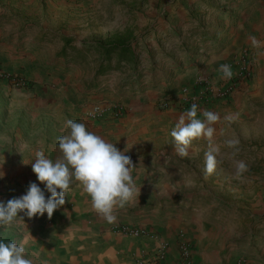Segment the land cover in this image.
Wrapping results in <instances>:
<instances>
[{
  "label": "crops",
  "instance_id": "0c3cea01",
  "mask_svg": "<svg viewBox=\"0 0 264 264\" xmlns=\"http://www.w3.org/2000/svg\"><path fill=\"white\" fill-rule=\"evenodd\" d=\"M80 16H87V13ZM246 28L249 30H232L225 39L219 35V41H225L220 44L216 55L202 68V73L218 77L220 66L234 57L238 47L250 41L252 30L247 25ZM132 37L131 33L127 44L135 54ZM60 40L58 52L54 45L46 43L41 46V51L45 54L50 50L59 56L57 72L60 74L53 81V89L45 87L40 91L43 93L35 97H21L13 91L11 98L0 101V172L13 185L7 195L0 197L1 202L6 203L26 194V185L31 181L45 191L47 198L50 196L45 185L37 180L31 163L38 150H43L53 160L61 155L58 138L69 132L66 125L68 120L84 123L89 131L116 144L119 150H127L126 155L131 157L134 167L131 174L140 194L124 208H118L115 213L116 221L108 223L92 208L90 196L74 180L65 196V204L54 212L51 219L47 213L32 219L19 213L20 217L10 227H0L4 232L0 231V240L18 245L23 243L26 258L32 259L33 264H185L182 262L181 245L188 248L189 264H264L262 243L249 239L245 246H239L240 244L230 242L226 253L225 242H221L219 238L220 230H215L213 225L207 223L202 218L201 211L189 208L188 202H183L185 196H181V189L177 187L185 184V179L190 175L203 174L200 167H186L179 156L173 159L171 156L165 157L166 150H154L148 144L149 136L155 137L162 133L163 127L165 132L166 128L172 126L173 117L176 116L177 120L174 121L178 122L179 116L185 113L178 106L179 91L183 85L193 82L198 70L195 68L185 71L175 79L176 83L163 82L145 87L142 84L144 82L135 75L127 76L134 67L120 62V72L97 77L91 84L85 79H78L88 89L99 91L97 95L70 98L65 85L72 80L74 82L76 78L65 71L70 70V66L75 68L80 62L76 57L70 56L71 51L88 56L86 52L94 50L90 46L100 41L82 42L79 38L74 41L68 35H60ZM96 52L100 53L98 50ZM12 53L13 51L3 53L5 65L11 70L20 71V67H27L25 62L30 66L41 65L43 62L35 58L20 62L18 56ZM37 54L40 53H33L34 56ZM66 55L73 60L69 62L70 58H63ZM99 64L100 62L98 66ZM263 65L264 61L261 66ZM257 71L259 72V68L255 70L254 76H257ZM109 77L112 79L109 80ZM45 84L51 86L49 82ZM47 88L50 91H45ZM164 96L168 97L170 104L174 103V109L177 107L181 111L175 109L174 114L159 112L156 104ZM235 99L239 100L235 96L228 103L207 105L197 112V116L204 119L203 110L222 115V109ZM86 101L107 106L119 105L123 107V113L114 118L110 111L104 119L92 120L85 116V110L91 105L86 107ZM242 118L245 116L239 119ZM16 185H19L18 188ZM15 188L22 191L18 192ZM171 198L178 202H170V206H165L164 200ZM153 199L159 202L153 206L148 205L147 200ZM121 224L141 229L149 236L132 238L116 233L114 227ZM163 247L165 251L162 255Z\"/></svg>",
  "mask_w": 264,
  "mask_h": 264
},
{
  "label": "rangeland",
  "instance_id": "374dc122",
  "mask_svg": "<svg viewBox=\"0 0 264 264\" xmlns=\"http://www.w3.org/2000/svg\"><path fill=\"white\" fill-rule=\"evenodd\" d=\"M83 13L87 16H80ZM246 25L258 43L254 44L250 38L226 62L236 63L244 57L250 64L251 78L226 101H232L235 96L239 98L222 109L220 121L213 125L216 128L213 142L220 146L222 154L218 157L220 163L216 171L213 174L205 172L206 139L194 141L192 148L199 149L198 153L190 149L188 157L176 154L171 136L177 124L176 116L165 132L163 127L162 133L149 136L148 144L154 150H166L165 157L179 156L186 167H200L203 174L190 175L177 189H181V196H185L183 202H188L189 208L201 211L202 218L215 230H220L219 238L225 242L226 253L230 242L245 246L250 239L264 246V65L261 66L264 61V0H0V101L11 98L13 91L21 97H35L45 87L53 89V81L60 74L57 72L59 56L50 50L45 54L41 46L54 45L58 52L60 35H68L74 41L79 38L82 42H103L116 34L130 38L132 33L137 63H129L134 68L127 76L133 74L149 87L163 82L176 83L175 79L187 70L196 68L198 74L202 73V68L216 55L225 37H229L232 30H249ZM219 35L224 39L219 41ZM5 51H13L20 62L31 58L43 62L37 66L25 62L27 67L11 70L5 65ZM96 51H87L88 56L71 51L70 56L80 62L75 68L70 66V70L64 67L66 73L76 78L65 85L70 98L79 95L89 98L99 92L88 89L78 79L91 84L97 77L120 72L115 68L97 76L103 54ZM34 52L40 54L34 56ZM72 60L70 58L69 62ZM115 64L113 61L112 65ZM258 68V74L254 76ZM47 82L52 87L45 84ZM186 86L189 85H183L180 91ZM167 99L164 96L156 104L159 112L174 114L175 109L181 111L177 107L174 109V103L170 104ZM85 103L86 107L91 104ZM227 115L233 117L231 122L224 119ZM242 116L245 118L239 119ZM231 139L239 140L238 152L226 146V141ZM238 160L247 165V170L239 175L235 169ZM8 180L4 176L0 179V197L7 195L13 187ZM176 200H164L165 206L178 202ZM158 202L157 199L147 200L150 206Z\"/></svg>",
  "mask_w": 264,
  "mask_h": 264
},
{
  "label": "clouds",
  "instance_id": "9594fccd",
  "mask_svg": "<svg viewBox=\"0 0 264 264\" xmlns=\"http://www.w3.org/2000/svg\"><path fill=\"white\" fill-rule=\"evenodd\" d=\"M257 44L255 37H251ZM219 71L224 79L233 76L231 66L223 64ZM198 108L192 104L191 109L179 116L178 122L171 131L174 151L181 157H188L189 150L198 153L199 149L192 148L194 141L206 139L207 150L204 153L205 172L213 174L222 157L221 148L213 142L216 128L213 126L220 121L218 113L203 110L200 119L197 116ZM225 120L231 122L233 117L227 115ZM69 132L58 138V149L61 153L55 160L45 155L43 150L35 153V160L31 163L37 180L45 185L50 196L46 199L37 183H30L26 194L0 202V227H10L19 213H24L29 219L43 216L47 213L49 219L54 212L65 204V196L75 180L83 191L91 198V206L97 214L108 223L116 221V210L124 208L133 202L140 194L132 177L131 157L126 155L127 150H119L116 144L107 142L101 136L89 131L82 122L66 121ZM239 140L226 141V146L237 152ZM237 175L247 170L244 161L235 162ZM4 176L0 172V179ZM20 217V216H19ZM0 264H33V260L26 258L23 243H5L0 240Z\"/></svg>",
  "mask_w": 264,
  "mask_h": 264
},
{
  "label": "built area",
  "instance_id": "2783aa9c",
  "mask_svg": "<svg viewBox=\"0 0 264 264\" xmlns=\"http://www.w3.org/2000/svg\"><path fill=\"white\" fill-rule=\"evenodd\" d=\"M243 61H241V60ZM236 63L224 62L223 64H228L231 66L233 76L230 79H224L223 74L219 71L218 77L210 74H197L193 82L184 87L180 91L178 97V106L184 111H189L192 104H196L198 111L203 107L214 104L217 102H226L234 93L240 85H246L251 78L250 64L247 59L241 57ZM222 64V65H223ZM14 84H17L14 81ZM112 111L114 118L120 117L123 113V107L119 105H102L99 103L91 104L85 110V116L92 120H102L107 114ZM116 233L129 236L132 238H138L140 236H149L145 231L135 228L129 224H121L115 226L113 229ZM181 257L182 262L188 263V248L186 245H181ZM165 251L164 247L161 249V253Z\"/></svg>",
  "mask_w": 264,
  "mask_h": 264
},
{
  "label": "trees",
  "instance_id": "16d2710c",
  "mask_svg": "<svg viewBox=\"0 0 264 264\" xmlns=\"http://www.w3.org/2000/svg\"><path fill=\"white\" fill-rule=\"evenodd\" d=\"M130 38L120 37V35H114L111 39L103 42H96L91 45L94 49L98 50L103 54L96 75L100 76L106 74L108 71L115 68H119L120 62L136 64V56L132 50V47L127 44ZM116 64L113 66L112 62Z\"/></svg>",
  "mask_w": 264,
  "mask_h": 264
}]
</instances>
